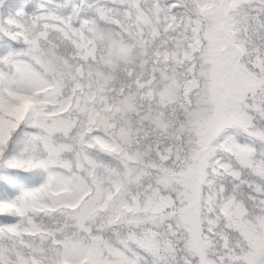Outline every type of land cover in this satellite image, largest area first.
I'll list each match as a JSON object with an SVG mask.
<instances>
[{
	"label": "snow or ice",
	"instance_id": "snow-or-ice-1",
	"mask_svg": "<svg viewBox=\"0 0 264 264\" xmlns=\"http://www.w3.org/2000/svg\"><path fill=\"white\" fill-rule=\"evenodd\" d=\"M0 264H264V0H0Z\"/></svg>",
	"mask_w": 264,
	"mask_h": 264
}]
</instances>
